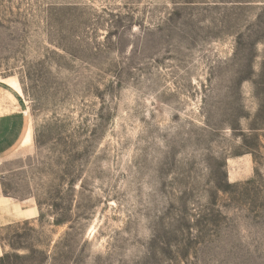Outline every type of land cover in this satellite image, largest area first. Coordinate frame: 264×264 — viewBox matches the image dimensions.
Instances as JSON below:
<instances>
[{"label": "rangeland", "instance_id": "1", "mask_svg": "<svg viewBox=\"0 0 264 264\" xmlns=\"http://www.w3.org/2000/svg\"><path fill=\"white\" fill-rule=\"evenodd\" d=\"M8 77L0 264H264V0H0Z\"/></svg>", "mask_w": 264, "mask_h": 264}, {"label": "crops", "instance_id": "2", "mask_svg": "<svg viewBox=\"0 0 264 264\" xmlns=\"http://www.w3.org/2000/svg\"><path fill=\"white\" fill-rule=\"evenodd\" d=\"M28 127L25 100L17 81L13 77L0 79V166L17 148ZM248 168V159H243ZM1 179V176H0ZM37 208L31 199L17 201L5 196L0 185V230L17 221L36 216ZM3 246L0 240V255Z\"/></svg>", "mask_w": 264, "mask_h": 264}]
</instances>
